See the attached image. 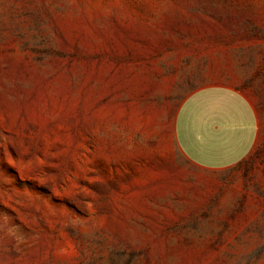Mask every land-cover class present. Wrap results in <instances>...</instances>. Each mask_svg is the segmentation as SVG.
Instances as JSON below:
<instances>
[{
	"label": "rangeland",
	"instance_id": "rangeland-1",
	"mask_svg": "<svg viewBox=\"0 0 264 264\" xmlns=\"http://www.w3.org/2000/svg\"><path fill=\"white\" fill-rule=\"evenodd\" d=\"M216 19L259 24L264 0H0V264H264L181 224L180 97L138 76Z\"/></svg>",
	"mask_w": 264,
	"mask_h": 264
},
{
	"label": "crops",
	"instance_id": "crops-1",
	"mask_svg": "<svg viewBox=\"0 0 264 264\" xmlns=\"http://www.w3.org/2000/svg\"><path fill=\"white\" fill-rule=\"evenodd\" d=\"M161 39V56L138 76L147 70L148 88L180 97L177 156L163 159L178 179L181 224L234 235L259 252L248 256L264 257V19H216Z\"/></svg>",
	"mask_w": 264,
	"mask_h": 264
}]
</instances>
